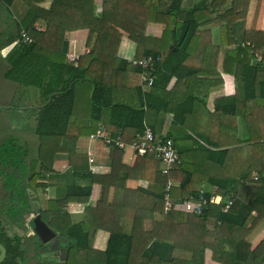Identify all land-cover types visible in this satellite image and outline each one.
Wrapping results in <instances>:
<instances>
[{
    "label": "trees",
    "instance_id": "obj_1",
    "mask_svg": "<svg viewBox=\"0 0 264 264\" xmlns=\"http://www.w3.org/2000/svg\"><path fill=\"white\" fill-rule=\"evenodd\" d=\"M41 1L27 0L15 34L0 46L1 50L11 45L3 61V78L40 93L36 105L22 108L34 114L35 155L11 136L0 149L2 161L17 174L7 176L11 203L3 212L9 223L28 230L33 219L25 221V217L39 212L56 232L55 238L63 241L61 246L51 242L52 257L40 259L39 264H169L176 259L205 264V257L220 264H264V238L253 248L249 238L255 220L257 226L264 225V29L256 24L264 0H252V5L248 0H99V4L98 0H51L48 8L35 5ZM38 20L44 27L36 25ZM108 23L135 42L131 57L119 56L122 35ZM209 23L217 28L216 34L203 27ZM150 24L161 27L159 33L148 29ZM80 29L87 31L83 54L77 52V39L68 36ZM22 32L29 41H24ZM222 45L233 48L225 50L218 69L215 52ZM69 52L79 58L67 61ZM147 56L154 60L152 69L130 61ZM106 63L112 64L109 83L103 79ZM238 64L234 94L216 99L213 111H206L214 121L212 128L204 124L207 131L200 137L194 134L196 153H204L195 164L194 157L187 161L182 153H194V147L185 142L188 147H180L177 138L185 134H179L176 126H187L184 120L198 98L181 94L172 103L169 82L175 78V87L180 81L186 89L188 82L210 88L222 82L220 72L234 75ZM144 73L153 76L145 91ZM79 93L87 102L84 114L76 107L82 100ZM99 127L125 145L149 127L155 143L172 141L180 162L163 173L161 161L147 153L134 157L129 166L123 162L125 149L90 140ZM86 138L81 146L78 142ZM94 142L108 149L110 171L103 176L88 169V151ZM61 151L67 167L56 171L54 163ZM138 180L145 186L127 185ZM93 183L100 187L94 209L101 219L92 221L86 207L74 215L75 221L65 222L71 215L64 207L86 203ZM168 183L174 202L208 201L211 196L219 201L207 202L200 214L167 209ZM45 187L53 188L54 195L40 206L34 192ZM3 224L0 220L6 257L0 264L35 262L47 242L24 234L33 237L31 253L25 237L10 236ZM98 229L109 234L101 250L93 247ZM183 233L190 236L187 250L174 243Z\"/></svg>",
    "mask_w": 264,
    "mask_h": 264
},
{
    "label": "crops",
    "instance_id": "obj_2",
    "mask_svg": "<svg viewBox=\"0 0 264 264\" xmlns=\"http://www.w3.org/2000/svg\"><path fill=\"white\" fill-rule=\"evenodd\" d=\"M7 1L10 0H0V44H3L5 41H7V36L8 35H12L15 34L16 32V24L18 23L21 15L24 14L25 10H26V5H27V0H11L12 2H10L11 6L7 5ZM250 2V4L252 5V0H248ZM98 4H99V0H98ZM38 5L39 7H44V8H48L51 5V0H42L41 2L35 4ZM100 8L98 7L96 9V12H99ZM257 26H259L260 28L264 29V3H262L261 7H260V12L258 13V18H257V22H256ZM36 25L39 27H44V24L42 23L41 20L36 21ZM108 25L115 29L116 31H118L121 35H122V40L119 46V50H118V54L121 57H131L133 55L134 52V48H135V42L132 41L131 38H128L127 35L125 34V31L123 29H121L120 27H117L114 24L108 23ZM204 28H208L209 30L212 31V34H216L213 33L214 32V28H216L215 26H211V23L207 24L206 27ZM148 29L153 30L154 32H158L161 30V27H158L156 25L150 24ZM217 29V28H216ZM2 36V37H1ZM68 36H72L73 38L77 39V42H79V44L77 43V52H81V54L84 53L85 47L84 44H82V42L85 43L86 40V36H87V31L80 29V30H74L68 33ZM82 41V42H81ZM79 46H82V49H79ZM7 48V46L5 47ZM205 46H203L202 49H204ZM228 48H233V46H225L222 45L218 48L217 52H215V55L217 56V66L216 68H221V60L224 58L225 56V50ZM202 55V53H201ZM211 60L210 62L213 63L212 59H213V53L210 54ZM240 64H238L237 68H236V72L235 74H230V73H221V78H222V82L220 84H213L210 86V88H206L205 86H202L200 84L194 86V84H192L191 82L189 83V89H186L185 87H182V83L179 81L177 82V86L175 87V78H173L167 88L170 91V95L169 97H172L173 99H171V102L174 103V101L176 102V99L178 100L179 96L181 94H192L193 96H196L198 98V100L194 103H192L191 106V111L189 114H187L186 118H185V122L187 121V119H189L191 122L194 121V134L199 136L201 134H204L207 129L206 127H210L212 128V123H214L212 117H210L208 114H206L208 112L213 111L214 109V102L216 99L222 98V97H229L231 95L234 94L235 92V77L236 78H240ZM112 69V64L111 63H106L105 65V71L106 74L104 75V82L105 83H109L111 75ZM172 117V113L169 114ZM208 117H209V121L208 122ZM159 119V116H158ZM155 121L157 123H161L159 122L156 117H155ZM167 124H170L169 121ZM186 124V123H185ZM208 126H206V125ZM186 127V126H185ZM206 129V130H205ZM209 134L212 135V132L210 133L209 130ZM179 136V135H178ZM186 136H179L177 138V142H180L181 145L180 147L182 149L188 147L187 145L184 144V140L185 138H182ZM194 164L201 158L202 154H196L197 149H196V144H194ZM179 147V149H181ZM91 148L93 149L92 152L93 154V158H94V162L93 164H90L87 161V165H88V169L89 171H91L93 173V175H98V176H103L109 173L110 171V166H109V162L107 160V152L108 149L105 148L104 146H102L99 143H92L91 144ZM204 153V152H203ZM64 154V153H63ZM187 156L185 153H182V157ZM66 157V155H65ZM190 158V157H189ZM67 162V160H62ZM123 162L129 166L132 165V163L134 162V158L132 157L131 152L126 151L124 153L123 156ZM199 163H204L203 162H199ZM67 167V164L65 165ZM65 167V168H66ZM65 168H63V170H65ZM62 170V171H63ZM86 172V171H85ZM146 184L145 181L143 180H138L136 183L134 182H129L127 183V185L129 186H142L144 187ZM99 184L97 183H93L92 184V189H91V194L89 196V198L87 199L86 203H68L65 207L64 210L71 215H80V213H82L84 211V209L87 207L89 208V210L91 211L92 214V221L96 220L98 221V219H101V216L95 211V207L98 201V197H99ZM54 192V190H52ZM54 195V193H53ZM52 195V197H53ZM113 196V188L110 189L109 191V200H111ZM93 210V211H92ZM254 214V213H253ZM255 216V215H254ZM257 217V216H256ZM101 221V220H99ZM212 223L209 224V226ZM258 219L255 220V222L252 224V229L253 232L251 234V236H249L250 241L253 243L252 244V248L255 247L263 238H264V225H258ZM260 224V223H259ZM210 228V227H208ZM108 231L106 230H102V229H98V231L95 234V238H94V242H93V247L95 249L101 250L104 249L106 246V242H107V238H108ZM99 242V243H98ZM101 242L103 244H101ZM175 243V247L179 248L181 250H187L189 245H190V236L189 234H178L175 237L174 240ZM97 245V246H96ZM205 264H220L217 263L213 260H211L209 257H205ZM169 264H183V261L176 259L174 260L172 263Z\"/></svg>",
    "mask_w": 264,
    "mask_h": 264
},
{
    "label": "rangeland",
    "instance_id": "obj_3",
    "mask_svg": "<svg viewBox=\"0 0 264 264\" xmlns=\"http://www.w3.org/2000/svg\"><path fill=\"white\" fill-rule=\"evenodd\" d=\"M213 30H214L213 33H216L217 29L214 28ZM83 43L84 42H82V44ZM2 45L3 44H0V46ZM10 48H11V45L7 46V48H3L0 50V136L2 137L11 136V137L17 138L18 144L20 146L25 145V147H27V149L29 150L30 155L34 156L35 148L38 143L37 136L34 133V128H35L34 114L32 111H25L22 108H24L25 106L30 107L32 105H36L40 101V93H39V90L36 88L23 87V86L17 85L16 83L3 78L4 70L6 68V65L3 61H4L5 55L8 53ZM79 49H82V46H79ZM78 95L79 96L82 95V100L76 103V107L77 109H79L80 112L84 114L87 112L86 111L87 102L85 100V97H83L84 96L83 93H79ZM15 106H17V108H14ZM186 125H187L186 127L176 126V130L179 134L182 133V134H185V136L191 135V137L188 136L184 140V142L191 147V146H194V138H193L194 137V121L191 122L189 119H187ZM87 140L88 138L81 139L78 143L81 146H85L87 143ZM127 151L129 152V150ZM61 152H57L59 156L57 157L54 163V170L56 171H62L63 168L66 167L65 165L67 164V162L62 161V160H66V157H65L66 154H63L64 151H61ZM202 152L203 151H200V153ZM185 154L187 155L185 156V159L187 161L194 157L193 152L188 151ZM25 182H26V179H25ZM52 190L53 188L51 187H45V188H39L37 191L34 192L36 196L40 199L39 201L40 206L44 204V201H47L48 199H50V197L52 198V195H53ZM7 191H8L7 188H4L2 191H0V198H1L0 200L5 199L4 202L8 201V198H7L8 194L6 193ZM16 202L17 201L15 200L14 204ZM6 205L7 204L5 203H2L0 205V220L2 221V223L5 224L3 225L6 228L7 232L10 234V236L13 234H19L21 237H23L24 234L28 236H32L31 229L30 231H27V230H24L25 227L21 228V227H17L16 225L9 223V218L7 214L3 213V210L7 208ZM34 215H35V211L30 212L28 216L25 217V221L28 220L31 216L33 217ZM72 220L75 221L74 215H72L71 218L69 217L65 218V222H72ZM26 235L24 236L25 238H23V240H24L25 245L31 246L30 251L32 253L33 251H32L31 238L33 237H27ZM59 238L60 237L52 238L50 241H48L43 246V253L41 254V256H37L35 258V262H32V263L28 262L27 264H39L40 259L49 260V258L52 257L51 251H53L51 248V245H52L51 242H54L55 244L58 243L59 246H61V244L63 245V241H61V238L60 239ZM101 244L103 243L101 242ZM82 258L83 257L80 256V259Z\"/></svg>",
    "mask_w": 264,
    "mask_h": 264
},
{
    "label": "built area",
    "instance_id": "obj_4",
    "mask_svg": "<svg viewBox=\"0 0 264 264\" xmlns=\"http://www.w3.org/2000/svg\"><path fill=\"white\" fill-rule=\"evenodd\" d=\"M21 34L24 37V41H29V38L23 32ZM257 56L258 55H256V57ZM259 58L260 57L258 56L257 59ZM66 59L67 61H75L78 59V55L69 52L66 55ZM130 61L132 64L140 66L144 70L152 69L154 65V60L151 56L142 57L140 59H130ZM141 82L143 85L142 90L145 91L146 87L152 85L153 76L144 73L141 75ZM135 137L136 140H133L129 145H125L119 137H109L106 131L102 127H99L90 135V140H99L105 145L115 143L119 148H123L125 151L129 150L133 158L147 153L153 154L156 159L161 161V170L163 173L168 172V170H170L175 164L180 162V156L177 150H175L172 141L167 139L164 142L155 143L153 141V133L149 127H146L142 133H136ZM88 162L90 164L94 162L93 152L91 150L88 151ZM169 188L170 183H168L164 189V201L167 209L183 210L189 213L200 214L207 202L217 204L219 201L218 196H211L208 201L202 198L198 201L183 200L180 202H174L170 198Z\"/></svg>",
    "mask_w": 264,
    "mask_h": 264
},
{
    "label": "water",
    "instance_id": "obj_5",
    "mask_svg": "<svg viewBox=\"0 0 264 264\" xmlns=\"http://www.w3.org/2000/svg\"><path fill=\"white\" fill-rule=\"evenodd\" d=\"M29 219H33V226L31 227V234H34L37 239L42 242L46 243L50 241L52 238L56 237V232L52 230L41 218L40 214L37 213L34 217H30ZM6 257V249L0 243V263Z\"/></svg>",
    "mask_w": 264,
    "mask_h": 264
},
{
    "label": "flooded vegetation",
    "instance_id": "obj_6",
    "mask_svg": "<svg viewBox=\"0 0 264 264\" xmlns=\"http://www.w3.org/2000/svg\"><path fill=\"white\" fill-rule=\"evenodd\" d=\"M2 105V104H1ZM4 106H6V105H4ZM7 106H9V105H7ZM7 137H2V136H0V149L2 148L3 149V146H4V142H5V139H6ZM5 148V147H4ZM0 155H1V153H0ZM13 167L12 166H9V165H7V163H5V162H3L2 161V159H1V156H0V191H2L4 188H6V184H7V182H8V175H17V174H13ZM16 173V172H15ZM2 193V192H1ZM8 201H5L4 202V200L5 199H2V200H0L1 202H0V205L2 204V203H5V204H8V202L10 203V197H9V195H8ZM1 199V198H0ZM7 206V205H6ZM4 211V210H3ZM4 213V212H3ZM37 213H39V212H35V215L37 214ZM5 214V213H4ZM34 215V216H35ZM33 216V217H34ZM29 220V219H28ZM27 220V221H28ZM27 227H28V230L27 231H30V226L27 224Z\"/></svg>",
    "mask_w": 264,
    "mask_h": 264
}]
</instances>
